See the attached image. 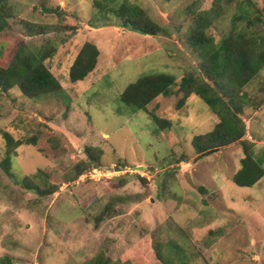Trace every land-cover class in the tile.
<instances>
[{
	"label": "rangeland",
	"instance_id": "1",
	"mask_svg": "<svg viewBox=\"0 0 264 264\" xmlns=\"http://www.w3.org/2000/svg\"><path fill=\"white\" fill-rule=\"evenodd\" d=\"M6 1L19 22L1 32L0 51L54 48L48 68L63 90L38 99L0 90V264H149L156 253L173 256L175 246L183 261L176 264H264V176L249 188L233 184L240 142L193 162L213 150L197 154L192 144L219 122L210 108L195 95L178 107L177 87L146 111L118 100L149 73L172 75L177 85L187 74L206 80L189 44L196 17L210 16L205 34L214 43L236 31L257 49L264 0ZM120 5L138 7L161 32L122 28L112 13ZM43 7H58L60 16ZM22 24L36 27V36L20 34ZM86 42L99 63L71 84L69 67ZM240 94L242 139L264 169V67ZM4 133L22 144L8 146ZM25 184L55 192L39 197Z\"/></svg>",
	"mask_w": 264,
	"mask_h": 264
},
{
	"label": "trees",
	"instance_id": "2",
	"mask_svg": "<svg viewBox=\"0 0 264 264\" xmlns=\"http://www.w3.org/2000/svg\"><path fill=\"white\" fill-rule=\"evenodd\" d=\"M42 11L60 16L58 7L53 9L43 7ZM112 13L119 19L121 27L128 31L149 36H156L161 32L157 26L141 17V10L138 7L120 5ZM14 18L9 6L7 7V1L0 0V34L10 24L19 22V20H13ZM10 20L13 21L9 23ZM210 23V16L196 17L192 33L189 36L190 46L201 58V69L197 70H203V76L207 81L187 74L177 85L172 75L149 73L128 84L119 95L118 100L134 111H146L147 105L151 101L160 96H170L174 87H177V92L183 93L178 107H181L190 95L199 97L218 117L219 122L211 132L195 137L192 141L193 147L197 154H201L210 149L240 142L244 156L240 160V169L232 176V182L237 187L249 188L264 176V169L261 167V161L255 159L251 153L250 143L242 139L245 132L241 117L240 100L242 95L240 90L254 78L259 69L264 67V41L255 49L252 47L253 39L247 41L245 37L235 31L220 42L214 43L212 37L205 34V27ZM23 26L20 34L28 38L36 36V27L29 24ZM248 44L250 47H247ZM54 52V48H48L45 43L32 47L19 44L17 48L7 46L1 50V92L7 93L15 89L28 99H38L47 94H61L63 89L48 68V63ZM99 59L100 53L94 45L87 42L80 45L68 70V82L73 84L87 79L95 71ZM153 119L160 123L156 117ZM3 137L8 146L17 147L22 144L20 141H14L8 133H4ZM26 142L28 145L34 144L33 141ZM86 155L92 161L97 160L92 158L89 152ZM8 165L9 157H6L2 161V166L6 168L7 172ZM80 175L81 172H78L76 177L78 178ZM24 186L27 190H35L39 197L55 192L54 190L42 191L37 186L36 188L26 184ZM169 252H172L173 256L167 259L156 253L149 264H176L174 258L178 259L180 263L183 262L179 256V247L169 248ZM106 262L100 259L95 264H107ZM114 264L135 263L128 260Z\"/></svg>",
	"mask_w": 264,
	"mask_h": 264
},
{
	"label": "water",
	"instance_id": "3",
	"mask_svg": "<svg viewBox=\"0 0 264 264\" xmlns=\"http://www.w3.org/2000/svg\"><path fill=\"white\" fill-rule=\"evenodd\" d=\"M217 151V149H213V150H210V151H208V152H206V153H204V154H201V155H198L194 160H193V162H196V161H198L199 159H201L202 157H204V156H207V155H209V154H211V153H215ZM181 167L180 166H176V167H172L171 169H170V171H176V170H179ZM139 170H142V168H138Z\"/></svg>",
	"mask_w": 264,
	"mask_h": 264
},
{
	"label": "built area",
	"instance_id": "4",
	"mask_svg": "<svg viewBox=\"0 0 264 264\" xmlns=\"http://www.w3.org/2000/svg\"><path fill=\"white\" fill-rule=\"evenodd\" d=\"M97 171H99V170H98V169H97V170H96V169H92V173H95V172H97ZM90 175H91V172L86 173V174H83L82 177L89 178Z\"/></svg>",
	"mask_w": 264,
	"mask_h": 264
}]
</instances>
